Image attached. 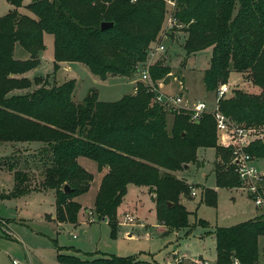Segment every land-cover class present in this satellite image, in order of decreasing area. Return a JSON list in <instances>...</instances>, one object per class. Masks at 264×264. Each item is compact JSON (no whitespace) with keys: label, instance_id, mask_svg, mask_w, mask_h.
Returning a JSON list of instances; mask_svg holds the SVG:
<instances>
[{"label":"trees","instance_id":"trees-1","mask_svg":"<svg viewBox=\"0 0 264 264\" xmlns=\"http://www.w3.org/2000/svg\"><path fill=\"white\" fill-rule=\"evenodd\" d=\"M6 1L12 8L0 15V142L25 143L27 149L36 144L37 148L24 151L23 158L3 156L0 167L13 173L14 179L12 191L4 198L35 190L28 172L30 164H38L41 189L55 193V218L75 223L81 204L74 198L87 192L93 180L92 173L79 163V158H87L98 171L107 168L93 208L107 221L114 237L116 209L128 184L149 188L158 223L188 232L190 212L180 195L191 194L193 188L189 190L186 179L173 172L195 162L199 147L215 150L216 186L240 184L232 147L218 142L211 113L192 120L190 111L169 109L173 121L168 129L164 106L140 81L134 93L116 101L98 100L93 89L76 102L72 99L74 80L55 84L49 82V75L24 76L38 66L47 33L53 36V73L61 62H79L101 80L109 74L131 77L137 64L146 60L149 44L161 28L162 0H32L26 5L30 14L18 11L23 0ZM175 1V18L185 24L181 31L187 34L185 52L212 47L209 66L203 71L205 89L214 91L231 71L247 73L258 88L257 93L232 89L219 99L218 110L236 124L264 125V0ZM103 21L114 25L101 30ZM16 45L27 58L15 56ZM170 69L156 62L150 68L151 79H164ZM245 151L264 159V139L252 141ZM262 182L264 199V177ZM65 184L70 192L64 191ZM216 196L213 188H202L201 200L207 206L216 205ZM198 223L207 226L204 219ZM259 236H264V213L216 228V264H258ZM57 259L65 264H142L134 257L115 255L84 260L58 253Z\"/></svg>","mask_w":264,"mask_h":264},{"label":"rangeland","instance_id":"rangeland-1","mask_svg":"<svg viewBox=\"0 0 264 264\" xmlns=\"http://www.w3.org/2000/svg\"><path fill=\"white\" fill-rule=\"evenodd\" d=\"M31 1L23 0L18 11L30 14L26 5ZM134 1L131 0V2ZM162 1L165 3L164 19L156 38L150 42L148 50L154 48L156 44H162L164 50L156 52L154 55L156 59L153 60H150L147 54L146 60L137 64L136 71L131 77L135 78L136 82L140 81L147 85L140 80V69L147 66L150 75V68L156 62H162L171 67L170 76L168 75L170 81L167 84L162 83L163 79L154 82L150 76L151 83L169 97H182L181 104L184 106H191L196 101H204L210 113L215 105L218 87L214 91H207L202 77L203 71L209 66L212 47L187 54L183 49L187 34L181 31L185 24L178 22L175 18V12L178 9L176 1ZM168 1L174 2V6L172 7ZM8 11V2L0 0V15H4ZM169 14L177 22L171 31V36L170 31L164 29ZM162 33L166 37H162ZM43 41L45 50L39 55L40 62L36 70H32L38 72L35 75H41L44 78L49 75L50 83L60 84L68 79L74 80L75 88L72 99L76 102H82L93 89L97 92L100 101H116L133 92L132 79L123 80L119 76L109 74L106 79L101 80L93 75L87 66L79 62H71L68 64V69H65L63 65L61 69L59 68L53 73V36L46 33ZM18 47L21 49L19 45ZM20 53L21 51L18 50L16 57ZM32 70H29V73ZM224 83H227L231 89H242L250 93L258 92L255 89L256 86L254 87L248 79L247 73L231 71ZM163 106L167 112V128L169 129L173 121V114L168 110L179 109L181 105ZM181 109L189 111L187 108ZM216 135L218 142L222 146L228 147L220 142L219 133L216 132ZM35 148L37 146L27 149L23 144L15 143L10 150L8 142H0V162L2 163V160L5 159L3 156L7 157L13 154L23 158L25 157L24 151L28 150V153H31ZM214 160V148L199 147L196 150L195 162L186 164L187 168L182 167L173 172L177 178H185L186 183L190 185L189 190L193 188L192 190L195 192V195L190 193L180 195L181 202L190 212L188 223L191 230L188 233L186 229L175 230L165 225L160 228L164 229V232L160 231L155 226L157 222L153 194L148 192L147 186L142 189L140 188L143 186H138L137 190L126 191L116 209L117 232L114 237L111 236L107 221L99 218L94 212L97 175L95 176L88 168L80 164L92 173L94 179L87 192L74 198L75 201L80 200L83 206L81 205L78 210L77 221L72 223L61 222L55 218V193L41 189V168L38 164H30L28 172L31 177L30 184L36 185V189L19 197L9 198H4V196L13 189V173L5 167H0V264H13V259H16L19 264H65L57 259L58 253L73 254L84 260L109 255L130 256L141 261L142 264H194L189 261L190 256L201 255L209 264H216L213 239L215 229L255 217L258 214V205L245 192L238 189L240 184L232 188L216 186L213 170ZM88 163L91 166L94 165L92 160H88ZM256 165L259 169H264V159L257 161ZM203 187H210L216 191L215 206H207L202 202ZM141 190L144 191L142 197L140 196ZM124 198L128 204L123 208ZM150 198L153 203L149 200ZM259 208L260 212L264 213V204H261ZM126 210H129V213H126ZM126 214L137 218L133 223L126 224L135 226L134 229L131 227L125 231V233L128 232L129 237H126L125 234H117L118 227L125 226L124 216ZM199 219H204L208 223L207 226L200 225ZM139 223L142 225H135ZM132 234L133 237H131ZM258 254V264H264V236H260L258 239Z\"/></svg>","mask_w":264,"mask_h":264},{"label":"built area","instance_id":"built-area-1","mask_svg":"<svg viewBox=\"0 0 264 264\" xmlns=\"http://www.w3.org/2000/svg\"><path fill=\"white\" fill-rule=\"evenodd\" d=\"M169 4L173 7L174 2L168 1ZM167 24L164 29L166 31H172L173 27L177 24L175 18L169 14L167 17ZM179 26V25H177ZM169 32V33H170ZM165 33V34H169ZM164 36V33L161 35ZM166 37V36H164ZM164 46L162 44H156L154 48H151L148 51V58L152 60L155 53L158 51H163ZM151 62V61H150ZM140 80L147 84L148 90L155 94V100L166 106H180L181 108H187L192 113V120H198L201 114L209 112L207 105L204 101H196L191 106H184L181 104L182 97L175 96L169 97L163 92L159 91L150 81V75L148 72V67L144 66L140 69ZM231 88L227 83L220 84L217 89V96L214 108L210 111L213 115L216 123V131L219 133L220 142L232 147L233 150V162H234V171L239 178L240 185L238 189L241 192H245L256 205L260 206L264 204V199L261 196V183L264 177V170L257 167L258 159L245 151V148L256 139H264V125L259 127L255 126H244L232 122L229 118L223 115L218 110V101L223 98L227 93L231 92ZM191 194L194 195L195 192L192 190ZM125 222H133L134 217L129 214L124 216ZM75 236V235H73ZM191 261L194 264H209L206 259H201L198 257H192ZM13 264H19L16 259L12 260Z\"/></svg>","mask_w":264,"mask_h":264},{"label":"crops","instance_id":"crops-1","mask_svg":"<svg viewBox=\"0 0 264 264\" xmlns=\"http://www.w3.org/2000/svg\"><path fill=\"white\" fill-rule=\"evenodd\" d=\"M8 7H9V10L12 8V6L8 3ZM45 35V34H44ZM18 50H20L21 51V53L19 54V56H17V57H19L20 59H25V58H27L28 57V54L26 53V52H24V51H22L19 47H18V45H16L15 46V56H16V52H18ZM153 59H156V57L154 56L153 58H152V60ZM151 60V59H150ZM71 62H61L60 63V69L63 67V65L65 66L64 68L65 69H68L69 67H68V64H70ZM37 68V67H36ZM36 68H34V70H36ZM34 70H32V71H30V73H29V71L28 72H26V73H24V76H27V77H29V78H31V77H33V76H35V74H37L36 72H34ZM120 78H122L123 80H128V79H132V81H133V83H134V90H133V92L132 93H134V91H135V83H136V79L135 78H132V77H120ZM255 87V86H254ZM255 89L256 90H258L257 89V87H255ZM131 93V94H132ZM13 144H15V143H9V145H10V150L12 149V145ZM17 144V143H16ZM19 144H23V146L24 147H26V144L25 143H19ZM33 146H36V144H33ZM32 146V147H33ZM10 152V151H9ZM88 160L89 159H87V158H79V163L81 164V165H83L84 167H86V168H88L92 173H94L95 174V176H96V180H97V186H96V190L98 189V187H99V184H100V180H101V178H102V176H103V174H104V171L106 172L107 171V169L106 168H104V169H102L101 171H98L97 170V165H96V163L94 162V165H95V167H94V165L93 166H91V165H89V163H88ZM260 160V159H259ZM258 160V161H259ZM91 167H93V168H91ZM188 167V165H186V167L185 168H187ZM95 170V171H94ZM262 170H264V169H262ZM93 179H94V176H93ZM141 187V186H140ZM145 186H143V187H141L140 189H142V188H144ZM137 190V189H139L138 188V186H135V185H133V184H128V186H127V190L128 191H131L132 192V190ZM51 191V190H50ZM127 191V192H128ZM142 191V190H141ZM51 192H53V191H51ZM149 192V191H148ZM148 196H149V194L148 193H146ZM142 195H144V191H142V194H140V196L142 197ZM146 195V196H147ZM195 195V194H194ZM151 198H152V196H151ZM151 198L149 199L150 201H151ZM79 201V203L83 206V204L80 202V200H78ZM138 202L140 201V200H137ZM124 202V203H123ZM152 202V201H151ZM122 206H123V208H124V206L126 205V207H127V202H126V200H125V198L123 199V201H122ZM153 203V202H152ZM183 203V202H182ZM184 204V203H183ZM260 206H258L257 207V209H258V214L255 216V217H257V216H259V215H261L262 213L260 212V208H259ZM129 210H126L125 212L127 213ZM129 213V212H128ZM154 214H155V212H154ZM156 215V214H155ZM54 216V215H53ZM255 217H252V218H255ZM251 218V219H252ZM137 219V218H136ZM135 218H134V221L136 220ZM133 221V222H134ZM133 222H131V223H133ZM156 222H157V220H156ZM131 223H129V222H125V226H121V227H118V233L117 234H125V236L126 237H129L128 236V232H126L125 233V231H127L128 230V228H135V226H129V225H126V224H131ZM208 224V223H207ZM135 225H142V223H139V224H135ZM155 226H157L158 227V229L160 230V231H163L164 232V229H160V228H162L164 225H162V224H160V223H156L155 224ZM187 230V229H186ZM191 230V228L188 230V232ZM187 232V233H188ZM174 233V232H173ZM176 233H177V231H176ZM131 237H133V234L131 235ZM260 237V236H259ZM214 239V238H213ZM259 239V238H258ZM214 244H215V239H214ZM192 257H198V258H201V259H203V257H201V255H192V256H190V259H189V261L191 262V263H193L192 261H191V258Z\"/></svg>","mask_w":264,"mask_h":264},{"label":"water","instance_id":"water-1","mask_svg":"<svg viewBox=\"0 0 264 264\" xmlns=\"http://www.w3.org/2000/svg\"><path fill=\"white\" fill-rule=\"evenodd\" d=\"M113 25H114L113 22H106V21H103V22L100 23V29H101V30H105V29H108V28L112 27ZM169 81H170V77H169V76H166V77L163 79L162 83H163V84H167ZM183 167H186V164H185ZM63 189H64L65 192H70V191H71V189L69 188V186H68L67 184H65V185L63 186Z\"/></svg>","mask_w":264,"mask_h":264}]
</instances>
